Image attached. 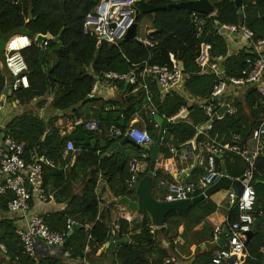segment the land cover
<instances>
[{"label":"trees","instance_id":"1","mask_svg":"<svg viewBox=\"0 0 264 264\" xmlns=\"http://www.w3.org/2000/svg\"><path fill=\"white\" fill-rule=\"evenodd\" d=\"M143 1L154 6L172 3L171 0ZM211 3L215 14L207 18L200 39L196 38L190 14L180 9H166L138 16V28L142 19L146 18L152 33H138L135 39L113 46L104 42L98 45L82 31L86 15L99 5V0H0L1 40L15 35H25L31 40L36 35H49L54 39L61 34L58 42L47 41L42 57L44 71L39 64L40 50L35 44L22 52L27 65L29 87L12 92V98L8 100L19 105H30L39 100L36 106L40 107L50 95V107L53 110L71 112L77 116L76 108L91 100L89 92L102 73H129L144 61L150 65H169L170 55L182 63L185 75L183 90L194 100H205L215 76L211 73H197L195 60L202 42L212 45L211 56H225L224 77H241L247 69L246 50L226 56V42L215 33L214 27L224 24L244 25L254 33L255 40H264V0H242L241 15L238 14L234 0ZM142 39H147L153 46H145ZM3 52L4 50L0 58V97L8 81ZM132 90L131 87L126 88L128 96L124 100L102 103L104 123L101 127H120L121 109H125V128L129 125L145 100L142 89L137 93H132ZM238 93L239 97L231 101L236 109L235 114L223 115L222 119L212 124L208 133L223 143L229 142L236 135L242 141L245 140L247 145L252 132L264 120V98L257 94L252 85H245ZM224 101L228 103L230 98ZM156 104L160 116L172 117L181 107H185L187 111L185 120L170 124L165 131L159 152L167 159L169 154L164 144L168 138L177 145L183 144L191 140L209 119L196 105L188 106L185 99L176 94L168 95ZM116 107L119 108L117 111L105 110ZM53 121L54 119L45 124L32 112H24L14 117L6 130L23 146V158L26 161H30L31 157H43L51 162V166L42 167L41 184L51 185L55 191V200L66 202V208L47 213L43 215V219L48 228L57 233L65 232L68 219L81 227L66 237L64 249L70 252L72 260L77 261V264H104L103 261L108 258V264H175L185 261H189V264H210L212 254L219 249L211 243L213 227L208 218L216 212L217 206L210 198L204 199L185 213L170 212L162 228H153L144 212H139L142 219L132 226L123 219L116 220L118 230L114 241L126 239V242L117 246L110 244L108 249H103L97 256V251L109 241L111 233L107 215H99L100 202L95 192L97 182L100 178L106 180L115 198L129 195V162L133 156L116 150L102 158L113 143L123 138L110 141L89 133L93 148L81 141H73L76 152L64 154L67 140H63L52 128ZM143 123L148 133L154 134L153 137L156 138L155 123L146 119H143ZM127 147L135 152V156L142 152L133 146ZM223 165L227 175L232 178H239L247 168L239 157L231 160L226 158ZM201 176L200 171L193 182L196 183ZM160 177L161 172L158 170L152 186ZM251 186L256 192L255 209L258 204L261 206L259 209H264V158L260 155L255 161ZM9 199L10 195L0 196V243L6 249L5 255L0 254V264H71L62 256H37L33 259L26 255L16 235L15 220L7 216ZM237 215V208L230 207L227 224L235 221ZM251 232L246 245L249 257L241 264H262L264 226L257 221ZM192 246H195L193 254Z\"/></svg>","mask_w":264,"mask_h":264},{"label":"built area","instance_id":"2","mask_svg":"<svg viewBox=\"0 0 264 264\" xmlns=\"http://www.w3.org/2000/svg\"><path fill=\"white\" fill-rule=\"evenodd\" d=\"M135 1H103L86 15L82 25L83 34L95 40L98 45L104 42L109 45L119 46L127 30L135 22L133 11ZM251 1L254 2L256 0ZM211 16L195 12L190 13L197 39L202 37L207 18ZM214 29L215 33L223 39L240 45L242 49L246 50L248 56L245 59L247 69L242 73L243 76L226 78L224 77V70L220 67L224 57L211 56L212 45L210 43L202 42L200 44L199 54L195 60L197 73L199 75L211 73L215 76L208 98L204 102L197 104V107L203 111L208 119L225 106L223 99L227 95L231 92H236L245 85H252L257 94L264 98V40H255L254 33L244 25H216ZM33 40L25 35H15L9 37L5 44L3 52L4 67L8 72V78L12 79V82L9 84L7 82L5 87H8L11 94L19 89H28L29 87L27 65L22 52L33 44ZM142 43L145 46H153L147 39H142ZM42 45L43 49L47 47V41H44ZM169 60V65H150L147 61H144L139 67V75L136 73L137 67L135 68L136 70L123 74L104 72L94 82L88 97L91 99L95 96L102 81L109 84H126L134 89L139 88L147 92V85L144 81L146 78L154 79L160 93L172 95L183 87L185 75L179 69L177 61L172 55L169 56ZM144 106L150 108L149 98H147V104ZM183 113L184 108L180 109L175 116L165 117L162 115L160 117L172 124ZM226 113L232 115L234 111L228 108ZM150 115H156L154 110H150ZM87 127L88 130L93 131L95 136H103L110 141H118L126 137L138 146H149L153 143L146 129L137 127L135 124H131L125 131L116 126L103 129L96 122L90 123ZM209 128L208 126L207 129ZM164 136L165 132L162 139ZM2 137V146L0 147V196L10 195L6 206L7 213L20 216L26 221L25 228L16 231L24 252L27 256L33 258L37 251L38 243H42L46 247L56 250L66 261H70L71 264H77V261L71 259L70 252L64 249L67 233L72 230L76 223L72 219H68L64 233L53 232L45 224L43 216L38 214L35 207L36 205H45L52 200L54 193L52 186H43L41 184L42 167L43 165L51 166V162L43 157L26 161L23 158V146L7 130L4 131ZM249 139L251 142L249 148L246 145V141H242L236 135L225 143L211 139L200 141L193 148L190 147L185 150L183 155H181L182 159L188 160L194 157V153L196 154L198 165L202 168V176L196 183L171 181L168 178L169 170L165 168L161 172V177L152 186V191L166 188V194L157 200L171 202L192 199L217 183L221 178V171L217 165L218 159L229 158L231 160L234 157H239L246 163L247 168L243 173L244 178L240 181L242 191L237 197L234 206L238 211L237 218L226 225L225 246L218 247L219 249L212 254L210 264H241L249 257L246 251L247 234L251 232L257 221L259 223L260 219H263V223L260 224L264 226V209H255L256 192L251 186L255 161L264 148V120L252 132ZM75 152L73 141L67 140L64 154H74ZM170 154L169 163L173 161L175 155L172 148L170 149ZM148 160L149 155L145 151L130 160L128 187L133 184L137 176L141 175L140 173L143 169L148 168ZM234 198L233 192L228 190L226 201L231 207ZM113 227L114 229L109 237L114 239L118 226L114 225ZM221 232V226L214 227L212 244L217 245ZM0 254H6L5 246L1 243ZM261 263L264 264V258Z\"/></svg>","mask_w":264,"mask_h":264},{"label":"crops","instance_id":"3","mask_svg":"<svg viewBox=\"0 0 264 264\" xmlns=\"http://www.w3.org/2000/svg\"><path fill=\"white\" fill-rule=\"evenodd\" d=\"M103 1H106V0H99V4L102 3ZM171 1H172V3H176V2L189 1V0H171ZM145 27H147L148 29L145 28L144 34H148V33L153 32V30H151L150 25L145 26ZM138 33H139V28H138ZM224 40H225L226 45H227V55L226 56L236 55L240 50H244L236 42L233 43L227 39H224ZM224 61H225V56H224V60L220 63V67L223 70H224V68H223ZM0 67H1V64H0ZM137 68L138 69L136 70V73L140 72L139 67H137ZM144 81L147 85V92L142 90V91H144V94H145V100L143 101V104L141 105L139 110L135 113L133 120H131L129 125H127L125 129H122L121 127H119L122 131H125L131 124H135L137 127H142V128L146 129V125L143 123V119L147 120V117L151 116L150 110H154L155 114L158 115V112H157L158 107H157L156 102L162 101L165 97L168 96L167 94L165 95V94L160 93L159 88H158L156 82L154 81V79L146 78V79H144ZM7 82H8V84L10 83V81H7ZM121 86H123V89L121 88ZM127 87H130V86H128L126 84H120V83L109 84L107 82L102 81L100 83L99 88L97 89L95 96L93 98H91V100L89 102H87L86 104H81L76 108L77 116L73 115L71 112H61V111L53 110L50 107V102L52 100L50 95H48V97H46L44 99L45 102L40 107L36 106V104L39 100H35L30 105H19L17 102H10L8 99L12 98V94L9 91L8 87H5L2 96L5 97L6 102H4L3 107L0 109V147L2 146V140H3L2 136H3L4 131L6 130V126L12 121V119L14 117L19 116L24 112H32L40 120H42L45 124H47L50 120L54 119V121L52 122V128L58 133V135L61 138L66 134H71L74 132V125H75L74 118L77 119L76 122H81L84 125H89L92 122H96L101 127L102 126L101 124L104 123V117H103V113H102V103L109 102V101H116V100H124L128 96V93H126ZM183 89H184V85L181 89L177 90L174 94L183 97L185 99V101L187 102L188 106H191V105L197 106L198 103L204 102L206 100V99L205 100H194L193 98L189 97ZM139 90H141V89H139V88L134 89L133 88L132 93H137ZM239 90H237L236 92H233L234 94L230 93L229 95H227L223 99L225 106H227L229 109L234 111L233 114H235L236 109L231 105V101H232V99L239 97V93H238ZM174 94H172V95H174ZM147 98H149V100H150V108H146L144 106L145 104H147ZM226 98H230V102L226 103L224 101ZM182 108H184V113H186V114L184 117L181 116L180 118H178L176 120V122L183 121L186 119L187 111H186L185 107H181L180 109H182ZM118 109H119L118 107H116V108H105L106 111H111V110L117 111ZM122 110L124 111V120H125V109H121L120 116H121V118L123 117L122 116ZM225 114H227V113H225ZM218 120H220V119H217V121ZM153 123H155V122H153ZM212 124L209 126L210 127L209 129L201 130L199 128L196 131L195 136L191 140H189L183 144L177 145L173 142V140L171 138H168L166 140V143L164 144V148L168 151L169 158L171 157L170 149L171 148L173 149V151L175 152L174 159L172 162L169 163L168 162L169 158L165 159L163 157V155L159 152L158 158H157V165H156L158 170L160 172H162L165 168H168V170H169L168 171V178L171 181L195 183L193 181H195L197 179V176L200 173V171L202 173V168L198 165V161H197V165H195L196 154L194 153V157L191 159H188V160L182 159L181 155H183V152L185 150H187L190 147L193 148L200 141H208L209 139H211V140H216L218 142H222V140L218 139L217 137H212L209 135L208 132L210 131ZM101 128L104 129V128H108V127H101ZM146 131H147V129H146ZM154 131L156 132V136H157L158 131H159V126L156 123L154 126ZM88 133L95 135L93 133V131H90V130L85 131V134L87 136H89ZM166 145H168L169 148L166 147ZM247 145H248L247 146L248 148L251 146L250 139H249V142ZM127 146H130V145L122 146L117 150H119L121 153H128V154L130 153V155H132L133 157H137V156H135V152L132 149H130V147H127ZM123 147H125V148H123ZM135 149H137V148H135ZM159 150H160V148H159ZM32 159H33V157H31L30 161ZM224 160L225 159H223V158L217 160V165H218L219 169L221 168V164H223ZM147 169H143V171L140 174L142 175V174L146 173ZM53 191H54V189H53ZM151 191H152V189H151ZM95 192H96V195L98 196L99 202H100L99 203V215H101V216L107 215V218L109 221L108 226H109V228H111V231L114 229L113 226L115 225L116 220H118V219H123V220L127 221L130 226H132L134 223L141 221L142 215L139 212L132 213L127 208V206L118 203V200L121 199L122 197L121 198H115L113 196V193L108 188L106 180H104L102 178H100L98 180ZM227 192H228V190L220 191V193L222 195L220 196V198L218 200L215 199V194L210 197L211 201L213 203H215V205L217 206L216 212L213 213L208 218L213 229L215 226H221L223 228L224 226L227 225V216L229 213V208L231 207L228 205V203L226 201ZM152 193L156 199H161L166 194V188H160L156 191H152ZM54 194H55V191L53 193L52 200L49 203H47L45 205H36L35 206L37 208V212L39 215L43 216V215L50 213V212H59V211H62L66 208V202H57L54 198ZM124 197H129L130 199L134 198V196L131 194L126 195ZM35 204H37V203H35ZM256 207H257L256 209H259L261 206H260V204H258ZM7 216L9 218L15 220V225H16L17 230L25 228L26 221L23 218H21L20 216H17V215H12V214H7ZM181 232H182V228L179 229V233H181ZM178 241H180V238H178ZM114 242H116V241H114ZM112 244L115 245V243H112ZM109 246L106 247L104 245V247L100 248L97 251L96 255L98 256L100 253L103 252V249H108ZM194 251H195V246H192L191 247V253L193 254ZM37 256L58 257V256H60V254L56 250H54L52 248H48L45 245H43L42 243H38V248H37V251H36L33 259H35ZM109 259L110 258H108V260H104L103 261L104 264H108ZM175 264H189V261H185L182 263L176 262Z\"/></svg>","mask_w":264,"mask_h":264},{"label":"water","instance_id":"4","mask_svg":"<svg viewBox=\"0 0 264 264\" xmlns=\"http://www.w3.org/2000/svg\"><path fill=\"white\" fill-rule=\"evenodd\" d=\"M235 6L238 8V14H242V0H234ZM166 9H180L186 11L188 14L195 12L198 14L211 16L215 14V8L213 4L209 0H189V1H181L176 3H170L167 6H154L150 5L143 0H136L133 4V11H134V20L135 22L130 26V28L127 30L124 38L122 41H120L119 45L123 44L125 41L133 40L136 38L138 33V24L136 22L138 16H146L152 13H155L157 11H164ZM61 34H59L56 38H52L49 35H36L33 44H35L39 48V64L44 71L43 67V42L54 40L55 42H58L60 39ZM8 36L4 37L2 39V42L6 44L8 40ZM179 69L181 72H184L183 66L181 62H177ZM10 82H12V79H8ZM5 101V97H0V109L3 107ZM228 107L224 106L221 109H219L212 117L211 119L205 123L200 129L205 130L208 126H210L212 123L216 122L218 118L222 117ZM186 113H184L182 116L184 117ZM122 118L120 120V127L122 129L125 128V120H124V111L122 110ZM147 120L150 122H155L159 126L158 134L153 141V143L149 146H138L134 144L132 141L124 137L121 141L115 142L111 145V147L108 149L106 154L103 155V158L109 156L111 153L116 151L122 146L130 145L133 146L141 151H145L149 155V164L147 172L144 176H137L135 178V181L133 184L129 187L128 193L133 195L134 198L130 199L129 197H122L118 200L119 204L127 206V208L130 210V212H144L147 214V216L150 219L151 225L153 228H162L165 224V218L166 216L172 212V211H178L185 213L189 211L194 205L202 202L204 199L210 198L214 194L222 191V190H231L233 194L235 195V198L232 203V207L235 206V203L237 201V197L241 194L242 187L240 186V181L243 180V175L240 176L238 179H231L229 176H227V173L225 171V167L223 164H221V178L218 180L217 183L207 188L202 194L193 197L192 199H186V200H180V201H161L157 200L154 195L152 194V181L154 177L158 173L157 165V158L159 153V148L162 143V137L163 133L165 132L166 128L168 127L169 123L166 122L162 117L159 115L154 116H148ZM77 119L74 118V132L71 134H66L62 138L63 140L68 141H81L87 146H90L93 148L92 141L89 136L85 134V131H88V125H84L81 122H76ZM262 158H264V148L260 155ZM195 165H197V158H195ZM259 223H263V219L259 220ZM81 227L74 225L72 227V230L68 233V237L77 230H80ZM227 234V227L224 226L222 228V232L220 234V237L217 241L218 247H224L225 246V236ZM252 232L247 234V243L249 242L251 238ZM126 239H123L121 241L114 242L113 238H110L109 241L105 244L106 247H108L110 244L115 243V245H120L122 243H125ZM203 247V246H201Z\"/></svg>","mask_w":264,"mask_h":264},{"label":"rangeland","instance_id":"5","mask_svg":"<svg viewBox=\"0 0 264 264\" xmlns=\"http://www.w3.org/2000/svg\"><path fill=\"white\" fill-rule=\"evenodd\" d=\"M211 2H217V1H220V0H210ZM140 25L141 26H139V34L140 35H144V33H145V28L146 29H148L147 27H145V26H149L150 25V23H149V21L146 19V18H143L142 19V22H140ZM143 33V34H142ZM4 48H5V44L2 42V40L0 39V58H2V51L4 50ZM149 134V133H148ZM150 137H151V139L154 141V134H152V135H149ZM156 137V136H155ZM222 194L220 193V192H218V193H216L215 194V199L216 200H218L219 198H220V196H221Z\"/></svg>","mask_w":264,"mask_h":264}]
</instances>
